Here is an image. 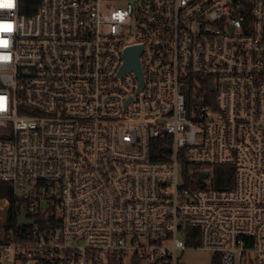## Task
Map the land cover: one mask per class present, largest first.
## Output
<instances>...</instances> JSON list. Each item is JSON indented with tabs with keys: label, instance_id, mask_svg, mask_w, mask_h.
Listing matches in <instances>:
<instances>
[{
	"label": "built area",
	"instance_id": "2783aa9c",
	"mask_svg": "<svg viewBox=\"0 0 264 264\" xmlns=\"http://www.w3.org/2000/svg\"><path fill=\"white\" fill-rule=\"evenodd\" d=\"M11 2L0 264H264V0Z\"/></svg>",
	"mask_w": 264,
	"mask_h": 264
},
{
	"label": "rangeland",
	"instance_id": "374dc122",
	"mask_svg": "<svg viewBox=\"0 0 264 264\" xmlns=\"http://www.w3.org/2000/svg\"><path fill=\"white\" fill-rule=\"evenodd\" d=\"M178 264H220V259L211 251L190 248L179 252Z\"/></svg>",
	"mask_w": 264,
	"mask_h": 264
},
{
	"label": "trees",
	"instance_id": "16d2710c",
	"mask_svg": "<svg viewBox=\"0 0 264 264\" xmlns=\"http://www.w3.org/2000/svg\"><path fill=\"white\" fill-rule=\"evenodd\" d=\"M40 2L41 0H21V6H20L21 13H24L27 15L35 13L40 5ZM219 168L225 171H229L231 167L225 166V167H219ZM215 185L218 187L227 186L223 184L221 180L219 179L217 180ZM11 194H12V190L10 189V184L0 182V198L7 197V196L11 197Z\"/></svg>",
	"mask_w": 264,
	"mask_h": 264
},
{
	"label": "water",
	"instance_id": "95a60500",
	"mask_svg": "<svg viewBox=\"0 0 264 264\" xmlns=\"http://www.w3.org/2000/svg\"><path fill=\"white\" fill-rule=\"evenodd\" d=\"M141 47L140 46H135L132 48L127 49L126 51V62L125 65L123 67V70H127V71H135L137 76L139 77V79L141 81H143V74H142V70H141V63H140V54H141ZM142 86V84H141ZM202 177H205V175L203 174ZM19 224H23V218L21 217L19 220Z\"/></svg>",
	"mask_w": 264,
	"mask_h": 264
},
{
	"label": "snow or ice",
	"instance_id": "6c2138e0",
	"mask_svg": "<svg viewBox=\"0 0 264 264\" xmlns=\"http://www.w3.org/2000/svg\"><path fill=\"white\" fill-rule=\"evenodd\" d=\"M0 7L3 8H11L13 7V4L11 2V0H0ZM3 30L5 31H11V26L10 25H4L3 26ZM6 41L3 42V44L6 46ZM3 59H7V57H3Z\"/></svg>",
	"mask_w": 264,
	"mask_h": 264
}]
</instances>
